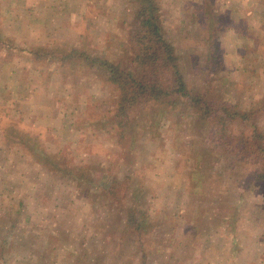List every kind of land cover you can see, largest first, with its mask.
Wrapping results in <instances>:
<instances>
[{
    "label": "rangeland",
    "instance_id": "374dc122",
    "mask_svg": "<svg viewBox=\"0 0 264 264\" xmlns=\"http://www.w3.org/2000/svg\"><path fill=\"white\" fill-rule=\"evenodd\" d=\"M157 1L188 89L247 119L222 138L187 102L140 104L121 137L100 69L29 52L116 56L134 73L138 2L0 0V264H264L262 170L238 141L264 138V0ZM10 125L74 175L7 145Z\"/></svg>",
    "mask_w": 264,
    "mask_h": 264
},
{
    "label": "trees",
    "instance_id": "16d2710c",
    "mask_svg": "<svg viewBox=\"0 0 264 264\" xmlns=\"http://www.w3.org/2000/svg\"><path fill=\"white\" fill-rule=\"evenodd\" d=\"M136 1L139 8L133 14L132 30L129 36L130 43L135 49L129 58V65L135 68L134 73L128 71V65H123L122 60H117L116 56L94 58L76 49L60 57L44 50L29 53L36 60L54 59L58 61L59 58L61 62L79 60L100 69L105 83L111 86L109 89L115 94L114 112L109 120L122 132L121 137H123V130L132 123L130 118L132 112L140 104L174 107L183 101L198 107L202 116L212 118L213 130H216L217 134L223 138L230 125L238 120L244 122L247 114L235 111L228 104L215 107L213 104L216 102L209 101L201 94L194 95L188 89L172 48L162 33L158 1ZM200 21L203 26L204 19ZM263 27L264 22L261 23V28ZM251 134L250 141L246 138L238 139L240 151L243 155L255 157V161L259 163L262 170L256 176V181L264 183V138L257 126ZM4 139L7 145L16 146L25 151L34 161L48 167L52 173L74 175L70 167L64 166L68 163L66 157L59 153H47L36 137L21 132L15 126L10 125L4 131ZM114 183L116 180H111L109 187L112 188ZM127 221V224H134L131 216Z\"/></svg>",
    "mask_w": 264,
    "mask_h": 264
}]
</instances>
